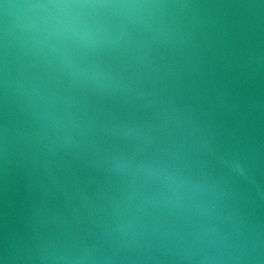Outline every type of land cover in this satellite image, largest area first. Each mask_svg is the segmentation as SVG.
Returning a JSON list of instances; mask_svg holds the SVG:
<instances>
[{
    "label": "water",
    "instance_id": "obj_1",
    "mask_svg": "<svg viewBox=\"0 0 264 264\" xmlns=\"http://www.w3.org/2000/svg\"><path fill=\"white\" fill-rule=\"evenodd\" d=\"M0 264H264V0H0Z\"/></svg>",
    "mask_w": 264,
    "mask_h": 264
}]
</instances>
